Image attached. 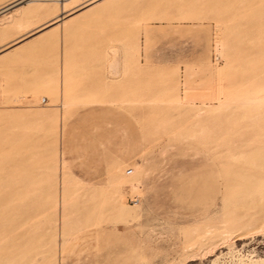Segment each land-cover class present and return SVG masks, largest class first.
<instances>
[{"label":"rangeland","instance_id":"374dc122","mask_svg":"<svg viewBox=\"0 0 264 264\" xmlns=\"http://www.w3.org/2000/svg\"><path fill=\"white\" fill-rule=\"evenodd\" d=\"M90 108L117 123L70 137ZM92 139L125 159L95 180ZM263 145L264 0L0 14V264H264Z\"/></svg>","mask_w":264,"mask_h":264},{"label":"crops","instance_id":"0c3cea01","mask_svg":"<svg viewBox=\"0 0 264 264\" xmlns=\"http://www.w3.org/2000/svg\"><path fill=\"white\" fill-rule=\"evenodd\" d=\"M35 28L30 30L29 31L30 33L27 32L28 33V34L26 33L27 35L23 34L22 36L26 35L24 38H28L34 35L36 32H38V30L33 31ZM22 36H19L18 38ZM36 38L37 37H33L32 39H29L28 41L21 43L20 45L15 47V49H10L5 54L8 55L11 52H15V50L23 46H26L27 44L34 41ZM10 46L12 45H9V47L7 48H10ZM104 120L105 121L108 120L113 124H116L117 118L115 112L111 110H102L99 108H90L78 112L68 124L70 137H72L75 134L77 138L80 139L81 135L87 134V130L90 125L99 126ZM117 147H118L117 144L109 145L108 143H105L102 146L99 141L96 142L95 140L92 139L90 145L77 143L75 152H73L70 147L69 149L70 154L68 155V157L76 158L77 163L82 157L85 158L87 165L82 170L88 173L87 178L91 180L101 179L106 177V175L104 174L107 173L109 164L119 163L121 161L124 162L125 159H123V157H121V160L119 159L120 155L116 150Z\"/></svg>","mask_w":264,"mask_h":264},{"label":"bare ground","instance_id":"6f19581e","mask_svg":"<svg viewBox=\"0 0 264 264\" xmlns=\"http://www.w3.org/2000/svg\"><path fill=\"white\" fill-rule=\"evenodd\" d=\"M18 1H20V0H18ZM18 1H16V3H17ZM31 1H32V0H28V2H31ZM64 1H67V0H64ZM24 2H25V1H24ZM24 2H23V3H24ZM96 2H97V0H96ZM92 3H94V2H92ZM92 3H90V4H92ZM14 4H15V3H14ZM88 4H89V3H88ZM12 5H13V4H12ZM20 5H21V4H20ZM10 6H11V5H10ZM18 6H19V5H18ZM16 7H17V6H16ZM7 8H8V7H7ZM4 9H6V8H4ZM2 11H3V10H2ZM2 11H0V14L4 13V12H2ZM4 11H5V10H4ZM7 11H8V10H7ZM31 11H32V10H31ZM5 12H6V11H5ZM71 14H72V12H71ZM59 20H60L59 18L56 19V20H54L50 25L55 24V23H57L56 25H58ZM63 23H64V21L61 20V24H63ZM64 24H65V23H64ZM58 26H59V25H58ZM52 27H53V26H52ZM67 32H69V31H67ZM65 34H66V33H65ZM39 115H40V114H39ZM43 117H44V116H43ZM43 117H42V118H43ZM40 118H41V116H40ZM40 120H41V119H40ZM42 120H43V119H42ZM257 147H258V146H257ZM263 147H264V145H263ZM251 148H252V147H251ZM251 148H249V149H247V150L250 151ZM258 149H259V148H258ZM262 150H263V149L260 148V150H258V151H262ZM258 151L256 150V151H255V152H256L255 154H259L260 152L258 153ZM263 152H264V151H263ZM253 153H254V152H252V155H253ZM248 155H249V154H248ZM250 155H251V154H250ZM250 155H249V156H250ZM133 173H134V172H133ZM138 186H139V185H138ZM138 186H137V187H138ZM137 187H136V189H137ZM138 189H139V188H138ZM243 234H244V233H243ZM229 235H230V234H229ZM239 236H240V235H239ZM243 236H244V235H243ZM244 237H245V236H244ZM241 238H242V237H241ZM238 240H239V239H238ZM222 243H223V242H222ZM222 243H221V244H222ZM223 246H224V245H223ZM219 247H220V246H219ZM212 249L214 250V247H213ZM216 249H217V247H216ZM216 249H215V250H216ZM210 251H211V250H210ZM190 261H193V260L190 259ZM257 264H258V263H257Z\"/></svg>","mask_w":264,"mask_h":264},{"label":"water","instance_id":"95a60500","mask_svg":"<svg viewBox=\"0 0 264 264\" xmlns=\"http://www.w3.org/2000/svg\"><path fill=\"white\" fill-rule=\"evenodd\" d=\"M24 1H25V0H20V1H18L17 3H15V4L9 6L8 8H6V9H4V10H5V11H7V10H11V9L15 8L16 6H18V5H20V4H23ZM4 10H3L2 12H5ZM61 18H62V17H61Z\"/></svg>","mask_w":264,"mask_h":264},{"label":"built area","instance_id":"2783aa9c","mask_svg":"<svg viewBox=\"0 0 264 264\" xmlns=\"http://www.w3.org/2000/svg\"><path fill=\"white\" fill-rule=\"evenodd\" d=\"M41 102H42L43 104H45V103H46V99H45V98H43ZM127 173H128V174H131V173H132V171H131V170H128V171H127Z\"/></svg>","mask_w":264,"mask_h":264}]
</instances>
